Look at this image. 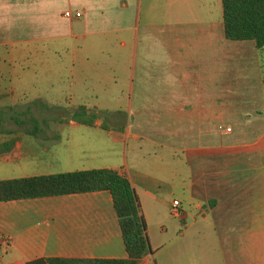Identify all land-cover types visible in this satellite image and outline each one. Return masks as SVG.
<instances>
[{
    "label": "crops",
    "instance_id": "1",
    "mask_svg": "<svg viewBox=\"0 0 264 264\" xmlns=\"http://www.w3.org/2000/svg\"><path fill=\"white\" fill-rule=\"evenodd\" d=\"M259 54L221 0H0V182L113 170L139 264H264ZM51 258H128L109 192L0 202V264Z\"/></svg>",
    "mask_w": 264,
    "mask_h": 264
},
{
    "label": "trees",
    "instance_id": "2",
    "mask_svg": "<svg viewBox=\"0 0 264 264\" xmlns=\"http://www.w3.org/2000/svg\"><path fill=\"white\" fill-rule=\"evenodd\" d=\"M225 38L231 42L252 41L264 50V0H221ZM71 120L87 126L94 117L85 113ZM103 129H106L103 126ZM11 144H9V147ZM106 191L121 229L128 258L125 260H67L51 258L32 264H139L149 253L140 205L128 179L113 170L81 171L54 176L0 182V202L86 194Z\"/></svg>",
    "mask_w": 264,
    "mask_h": 264
},
{
    "label": "built area",
    "instance_id": "3",
    "mask_svg": "<svg viewBox=\"0 0 264 264\" xmlns=\"http://www.w3.org/2000/svg\"><path fill=\"white\" fill-rule=\"evenodd\" d=\"M64 17L67 19H79L81 17V13H72L70 11H67L64 13ZM170 215L172 218L175 219L181 218L182 210L180 208V203L178 201H173L170 209Z\"/></svg>",
    "mask_w": 264,
    "mask_h": 264
},
{
    "label": "rangeland",
    "instance_id": "4",
    "mask_svg": "<svg viewBox=\"0 0 264 264\" xmlns=\"http://www.w3.org/2000/svg\"><path fill=\"white\" fill-rule=\"evenodd\" d=\"M260 52V51H259ZM260 65H261V70H262V73H263V78H264V50L260 52ZM263 82H264V79H263ZM32 106H35L37 107L38 105L37 104H33Z\"/></svg>",
    "mask_w": 264,
    "mask_h": 264
}]
</instances>
